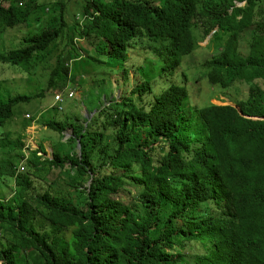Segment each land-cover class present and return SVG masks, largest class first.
<instances>
[{
	"label": "trees",
	"instance_id": "1",
	"mask_svg": "<svg viewBox=\"0 0 264 264\" xmlns=\"http://www.w3.org/2000/svg\"><path fill=\"white\" fill-rule=\"evenodd\" d=\"M42 24L0 54L3 84L28 81L24 72L59 50L55 69L40 94L0 101V128L23 117L24 129L38 123L66 147L45 158V139L31 150L1 136L0 263L264 264V0H84L78 9L73 0H0L1 32ZM208 38L218 43L202 63L209 83L228 98L249 87L234 105L194 108L186 85H166ZM72 44L119 68L121 95L86 118L46 121L42 104L15 118L50 93L49 108L63 111L55 96L74 78L61 63ZM135 47L165 55L161 80L128 82ZM195 115L199 134L189 131Z\"/></svg>",
	"mask_w": 264,
	"mask_h": 264
},
{
	"label": "rangeland",
	"instance_id": "2",
	"mask_svg": "<svg viewBox=\"0 0 264 264\" xmlns=\"http://www.w3.org/2000/svg\"><path fill=\"white\" fill-rule=\"evenodd\" d=\"M83 1L84 0H73V8L78 9L79 7H82ZM53 14L54 13L48 14L49 20H51L54 17ZM73 17L74 14L71 12L68 15L67 22H69V19L71 18L73 19ZM45 23L46 22H44V24ZM44 24L39 25L38 27L36 26L35 29H33V31L29 30L28 28H22L19 31L15 30L10 32H1L2 29H0L1 32L0 54H6L11 50H16L17 48H19L24 38L29 36L28 35L29 33L42 32L46 28V25ZM71 24L72 22L70 21L69 25ZM73 33L74 32H72L71 35ZM75 39H79V38H75ZM209 41L210 39L208 38L205 42L199 43V46L193 55L194 57H192L191 59L190 58L184 59L182 65L175 70L174 75L168 79L166 85L169 84L181 85L180 83L186 85L190 94L191 105L194 108L204 107L209 102L215 105H223V104L234 105L235 100L237 99L239 100L240 97L242 96L244 98L248 96L249 87L244 83H239V85L237 84V87L242 90L243 94L240 96V94L232 90L227 93L230 96L228 98L227 96L221 95L219 93L220 91L215 86L209 83V81L206 78L207 69L202 66V63L205 62L207 59H209L211 56L216 54V49H217L216 46L218 45L217 42L209 43ZM241 44L243 47L242 50L246 52L247 41L243 40ZM134 49H136L135 50L136 53L133 52L128 55L129 58L127 57L128 60L125 61L123 67L127 69V71H129L128 82H130V80H133V78L137 79L136 81L139 83L141 82V79H153V78L158 79L162 67L164 66L165 55L162 56L159 54L157 56L156 54H154L153 56H151V52L149 50H138L137 47H135ZM59 52L60 51L58 50L55 53V57L56 54H58ZM137 52H139V54ZM79 56H81V58L83 57L81 60L82 62L78 63L76 66H73L72 65L73 60L70 59L71 58L75 59ZM55 57L49 58V63L45 59H39L38 61H35L36 63L32 66L30 72L29 73L24 72L26 74L25 76H27V79H29L26 82L17 80V82H10L3 84V82L10 77L9 76L10 73L9 72H6L7 74L0 73V101L6 102L9 98L16 96H29V97L36 96L41 92H43L48 86V82H49L48 76H50L51 71L55 69V63H56ZM99 61L103 63L107 62L105 57H101ZM45 62H47L48 64H46ZM61 63L62 65H67L68 69H71L70 72H72L71 75L74 78L73 81L69 80V82L68 81L65 82L66 90L62 92V97L64 101L63 102L64 112L63 111H62L63 113L62 112L59 113L55 111L52 112L55 118L64 117L71 120H74V118L79 119L80 116L86 118L88 117V115L84 116V110H88V112H90L92 109L95 110L99 100H104L105 98H107L108 100H114L121 95V90L123 88L122 86H124V81H123L124 79H122L123 74L121 71H119V68L118 67L110 68L106 64L87 58V56H85L79 51L77 44L76 45L72 44V46H70L67 51L62 53ZM108 63H112V65H115V61L110 59ZM136 71L138 78L137 76L134 77V72ZM111 72H113L112 76H110ZM118 72L120 73L118 74ZM184 74L186 75L184 76ZM159 80L161 79L159 78ZM163 81L166 80L163 79ZM68 91H71L77 95L75 99L71 102L68 101L66 98ZM53 98H54L53 95L50 93L46 95V98L44 100L38 102L35 101L30 105H24V106H20L19 108H16L14 114L16 115L15 118H17L22 113L23 114L32 113L33 115V113L36 111L38 106H40L41 104L44 106L45 105L48 106L49 103L53 101ZM79 104H81L82 108L84 109L82 113L79 110V106H78ZM73 106H75V108ZM93 114H95V111H93L92 115ZM19 120L20 121L18 122H12V123L8 122L5 127H1L0 138H2L3 137L2 135L5 133L7 134L6 137H9L11 141L17 140L20 137L23 140H25V145L27 144V146H32L33 143L36 145L38 141H42L43 139L46 138V136L43 135V138H41L40 140L39 137V134L42 131H44L46 132V135L52 134L53 136H55V139L58 143V137H57L58 135L55 134L54 132L48 129H44V127H42L43 128L42 131L40 129L26 130L24 129L25 121L23 120V117L19 118ZM192 122L193 123L190 126L189 131L190 132L197 131V133L199 134L200 131L203 130V126H202L204 125L203 121L200 120L199 115H195ZM69 135H70L69 132L65 133L66 138ZM30 149L36 150L38 149V147L35 146L34 148H30ZM44 149L46 151L44 157L51 158L53 153L51 148L49 149L44 148ZM54 149L56 150V148ZM64 149L68 151V147ZM47 172L48 169L43 171L41 176L46 177ZM61 178L63 177L61 176ZM59 191H63V187L59 188ZM76 199H77V195L74 193L73 200L76 201Z\"/></svg>",
	"mask_w": 264,
	"mask_h": 264
},
{
	"label": "crops",
	"instance_id": "3",
	"mask_svg": "<svg viewBox=\"0 0 264 264\" xmlns=\"http://www.w3.org/2000/svg\"><path fill=\"white\" fill-rule=\"evenodd\" d=\"M77 95L76 94H74V97H73V100L75 99V97H76ZM78 99H79V97H78ZM73 100H71V101H73ZM70 101V102H71ZM53 105H54V101H52L47 107L45 106H42V108H45L46 110H44L42 113H43V115H42V117L41 118H45L46 120H48V121H55L56 119H58V117L57 118H55V116L52 114V112H57L56 111V109H50L51 107H53ZM51 106V107H50ZM79 106V110H80V112L82 113V111L84 110L83 108H82V105L81 104H79L78 105ZM50 107V108H49ZM74 108H75V106H73ZM55 108V107H54ZM62 109H63V112H64V106H63V104H62ZM62 112V113H63ZM84 116H86V113H85V110H84ZM80 117H82L83 118V116H80ZM61 118V117H60ZM81 118V119H82ZM63 120H66L67 121V118H62ZM30 129H34V130H36V129H40L41 131H42V126L40 125V124H38V123H35L33 126H31V127H28L26 130H30ZM44 129H47L46 127H44ZM68 132L70 133L71 132V130L70 129H68ZM43 135L44 136H46V138H45V141L44 142H42V145H43V147L44 148H51V150H52V152L54 151V148H62V146H60V145H57L56 146V144H55V136H53L52 134H50V135H46V132H44V131H42L40 134H39V137H40V140H41V138H43ZM38 144H40V141H38V143L35 145L34 143H33V145L31 146V148H34L35 146L36 147H39L38 146Z\"/></svg>",
	"mask_w": 264,
	"mask_h": 264
},
{
	"label": "built area",
	"instance_id": "4",
	"mask_svg": "<svg viewBox=\"0 0 264 264\" xmlns=\"http://www.w3.org/2000/svg\"><path fill=\"white\" fill-rule=\"evenodd\" d=\"M66 98L67 99H73V93H68L67 95H66ZM63 103V97L61 96V95H57V96H55V106H57L58 107V105H60V104H62ZM59 111L60 110H62L60 107H59V109H58ZM26 118H29V117H26Z\"/></svg>",
	"mask_w": 264,
	"mask_h": 264
},
{
	"label": "water",
	"instance_id": "5",
	"mask_svg": "<svg viewBox=\"0 0 264 264\" xmlns=\"http://www.w3.org/2000/svg\"><path fill=\"white\" fill-rule=\"evenodd\" d=\"M80 148V146H79V143L77 142V149H79Z\"/></svg>",
	"mask_w": 264,
	"mask_h": 264
}]
</instances>
